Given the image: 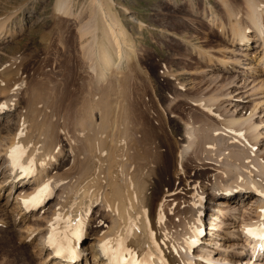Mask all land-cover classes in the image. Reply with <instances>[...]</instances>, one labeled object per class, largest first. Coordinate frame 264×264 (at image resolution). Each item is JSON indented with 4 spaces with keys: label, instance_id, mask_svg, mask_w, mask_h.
I'll return each instance as SVG.
<instances>
[{
    "label": "bare ground",
    "instance_id": "bare-ground-1",
    "mask_svg": "<svg viewBox=\"0 0 264 264\" xmlns=\"http://www.w3.org/2000/svg\"><path fill=\"white\" fill-rule=\"evenodd\" d=\"M108 1L93 0L80 28L91 33L84 48L102 89L76 108L74 134L60 131L67 147L38 97L0 133L1 220L34 242L39 264H264V0H205L201 18L218 45L211 32L181 34L203 64L181 73L209 80L186 95V116L179 96L166 107L121 103L134 40ZM57 10L72 14L71 0ZM12 84L0 89L8 123L27 90Z\"/></svg>",
    "mask_w": 264,
    "mask_h": 264
},
{
    "label": "rangeland",
    "instance_id": "rangeland-1",
    "mask_svg": "<svg viewBox=\"0 0 264 264\" xmlns=\"http://www.w3.org/2000/svg\"><path fill=\"white\" fill-rule=\"evenodd\" d=\"M58 1L0 0V28L3 27L0 31V89H15L13 78L22 84L20 89H27L18 96L19 105L12 113L11 124L6 118L0 120V133L9 128L14 131L20 119L16 112L28 111L29 102L38 97L37 105L43 106L42 116L46 115V118L43 117L47 120L53 119V126L59 129L56 130L59 133H56L60 140L58 143L67 147V137L60 131H75L74 118L80 116L75 113L76 108L84 100H90L93 93L100 94L98 89H102V84L98 85L92 66L94 60L86 54V43L91 33L80 29L85 24L90 25L93 0H71L72 14L59 12ZM233 1L238 6L241 0ZM205 2L108 1L109 10L125 24L134 40L136 60L129 63L116 88L119 89L117 94L122 104L125 102L138 110L139 105L144 103L166 107L171 97L179 96L181 98L176 100L179 111L184 116L189 114L194 104L187 100L186 95L200 93L209 80L181 73L183 69L190 71L203 64L179 37L182 33L194 32L202 40L204 32H211L213 42L219 44L220 36L201 18ZM214 4L226 17L223 8L216 2ZM2 72L3 75L4 72L11 75L7 79ZM194 80L193 88H189L187 84ZM182 82L187 84L183 86ZM45 108L49 110H46L47 113ZM133 116L138 119L140 113L136 111ZM169 124L174 135L182 138V123L171 117ZM73 131L70 133L74 134ZM66 158L67 155L63 154L61 161ZM168 170L170 172V167ZM163 173L166 175L168 172L164 170ZM5 215L0 211L3 220ZM3 220L0 218V264H39L34 242L22 241L20 232Z\"/></svg>",
    "mask_w": 264,
    "mask_h": 264
},
{
    "label": "snow or ice",
    "instance_id": "snow-or-ice-1",
    "mask_svg": "<svg viewBox=\"0 0 264 264\" xmlns=\"http://www.w3.org/2000/svg\"><path fill=\"white\" fill-rule=\"evenodd\" d=\"M18 150H21V149H13V159H15L16 157H15V153L18 151ZM46 189H42L41 190V193H43V191H45ZM34 200H36V199H38V197H34L33 198ZM27 203V202H26ZM251 231V230H250Z\"/></svg>",
    "mask_w": 264,
    "mask_h": 264
}]
</instances>
